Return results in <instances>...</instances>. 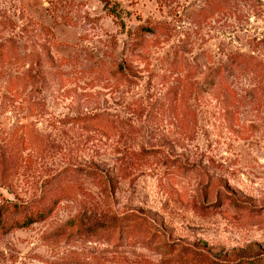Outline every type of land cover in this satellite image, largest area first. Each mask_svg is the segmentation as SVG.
Returning <instances> with one entry per match:
<instances>
[{"label":"rangeland","instance_id":"374dc122","mask_svg":"<svg viewBox=\"0 0 264 264\" xmlns=\"http://www.w3.org/2000/svg\"><path fill=\"white\" fill-rule=\"evenodd\" d=\"M43 206L0 264H264V0H0V222Z\"/></svg>","mask_w":264,"mask_h":264},{"label":"trees","instance_id":"16d2710c","mask_svg":"<svg viewBox=\"0 0 264 264\" xmlns=\"http://www.w3.org/2000/svg\"><path fill=\"white\" fill-rule=\"evenodd\" d=\"M5 209H7V205H4V210ZM47 210H49V207H38L32 210L33 213H31L32 211H30L22 219H13L9 223H7V225L3 222H0V231L6 232L11 227H22L28 225L33 221L42 219L45 216Z\"/></svg>","mask_w":264,"mask_h":264}]
</instances>
